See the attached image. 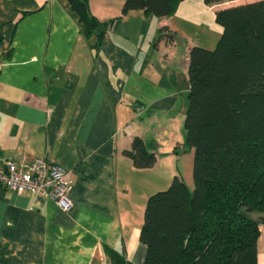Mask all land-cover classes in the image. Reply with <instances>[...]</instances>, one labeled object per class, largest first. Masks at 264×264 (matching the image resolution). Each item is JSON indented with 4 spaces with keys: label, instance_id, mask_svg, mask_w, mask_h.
Returning a JSON list of instances; mask_svg holds the SVG:
<instances>
[{
    "label": "crops",
    "instance_id": "obj_1",
    "mask_svg": "<svg viewBox=\"0 0 264 264\" xmlns=\"http://www.w3.org/2000/svg\"><path fill=\"white\" fill-rule=\"evenodd\" d=\"M122 2L88 0L99 22L115 20L86 37L66 0H0V158L42 156L74 178L67 211L0 187V264H110L108 247L143 262L146 198L180 172L172 153L184 136L188 50L214 46V10L225 4L180 0L158 17L121 14ZM162 25L172 40L159 36ZM134 135L155 151L152 166L123 152ZM259 229L264 264L263 222Z\"/></svg>",
    "mask_w": 264,
    "mask_h": 264
},
{
    "label": "trees",
    "instance_id": "obj_2",
    "mask_svg": "<svg viewBox=\"0 0 264 264\" xmlns=\"http://www.w3.org/2000/svg\"><path fill=\"white\" fill-rule=\"evenodd\" d=\"M66 1L86 37L115 20L99 22L88 0ZM179 1L123 0L121 14L141 9L170 16ZM214 15L222 27L216 44L188 50L183 128L193 151V187L174 173L165 188L148 195L139 230L141 264H257L264 223V0L218 6ZM166 28L160 26L159 36L172 40ZM103 33L96 32L97 41ZM123 152L139 168L157 157L139 135ZM106 253L110 264H136L122 250L108 247Z\"/></svg>",
    "mask_w": 264,
    "mask_h": 264
},
{
    "label": "built area",
    "instance_id": "obj_3",
    "mask_svg": "<svg viewBox=\"0 0 264 264\" xmlns=\"http://www.w3.org/2000/svg\"><path fill=\"white\" fill-rule=\"evenodd\" d=\"M135 107L136 114H139L141 106ZM127 128L129 124L122 130ZM73 181L71 171L42 156L28 162L12 157L0 158V187L17 193L29 191L37 199L50 198L65 211L73 205L70 198Z\"/></svg>",
    "mask_w": 264,
    "mask_h": 264
},
{
    "label": "rangeland",
    "instance_id": "obj_4",
    "mask_svg": "<svg viewBox=\"0 0 264 264\" xmlns=\"http://www.w3.org/2000/svg\"><path fill=\"white\" fill-rule=\"evenodd\" d=\"M244 1V0H229L224 2V4H233L235 2ZM223 6V5H222ZM216 44V43H215ZM214 44V45H215ZM136 107H134L135 109ZM142 108V106L140 107ZM182 134L185 135L184 128L182 125L181 128ZM184 137L182 142H176L173 145V153H172V169L178 167L185 182L192 188L193 187V180H192V161H193V153L191 151V148L184 143ZM174 146H176V149L174 150ZM165 188V187H164ZM254 215H257L254 213Z\"/></svg>",
    "mask_w": 264,
    "mask_h": 264
}]
</instances>
